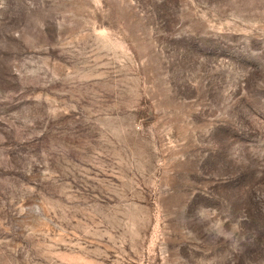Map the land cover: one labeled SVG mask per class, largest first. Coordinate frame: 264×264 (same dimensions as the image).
<instances>
[{"label": "rangeland", "instance_id": "rangeland-1", "mask_svg": "<svg viewBox=\"0 0 264 264\" xmlns=\"http://www.w3.org/2000/svg\"><path fill=\"white\" fill-rule=\"evenodd\" d=\"M0 264H264V0H0Z\"/></svg>", "mask_w": 264, "mask_h": 264}]
</instances>
